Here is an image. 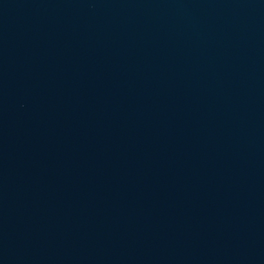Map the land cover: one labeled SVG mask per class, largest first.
I'll return each mask as SVG.
<instances>
[{
  "label": "water",
  "instance_id": "water-1",
  "mask_svg": "<svg viewBox=\"0 0 264 264\" xmlns=\"http://www.w3.org/2000/svg\"><path fill=\"white\" fill-rule=\"evenodd\" d=\"M0 264H264V0H0Z\"/></svg>",
  "mask_w": 264,
  "mask_h": 264
}]
</instances>
